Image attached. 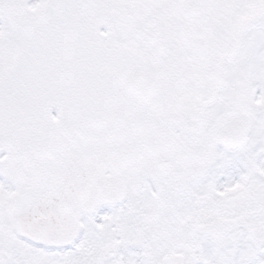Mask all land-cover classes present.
I'll return each instance as SVG.
<instances>
[{"label": "snow or ice", "instance_id": "6c2138e0", "mask_svg": "<svg viewBox=\"0 0 264 264\" xmlns=\"http://www.w3.org/2000/svg\"><path fill=\"white\" fill-rule=\"evenodd\" d=\"M0 264H264V0H0Z\"/></svg>", "mask_w": 264, "mask_h": 264}]
</instances>
